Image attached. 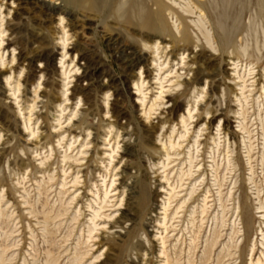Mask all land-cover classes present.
Masks as SVG:
<instances>
[{
  "label": "rangeland",
  "instance_id": "rangeland-1",
  "mask_svg": "<svg viewBox=\"0 0 264 264\" xmlns=\"http://www.w3.org/2000/svg\"><path fill=\"white\" fill-rule=\"evenodd\" d=\"M0 32V264H264V0H0Z\"/></svg>",
  "mask_w": 264,
  "mask_h": 264
},
{
  "label": "bare ground",
  "instance_id": "bare-ground-1",
  "mask_svg": "<svg viewBox=\"0 0 264 264\" xmlns=\"http://www.w3.org/2000/svg\"><path fill=\"white\" fill-rule=\"evenodd\" d=\"M156 5V7H157V10L155 11V12H153L151 9H148L141 17H140V24H141V26L143 27V29H145V30H147L148 32H151V33H155V32H157L158 30H160V28H161V25H162V22H163V5L162 4H155ZM162 31V30H161ZM1 33V32H0ZM150 34L148 33V36H149ZM182 36H181V39H180V41H182V42H185V43H187V42H189L190 41V38H189V35H188V33H187V30H186V28H185V30H184V32L181 34ZM168 36V35H167ZM170 36V35H169ZM164 38V37H163ZM43 43V42H42ZM2 45V42H1V44H0V46ZM64 45H65V43H64ZM40 52V51H39ZM38 53V52H37ZM123 53V52H122ZM42 55V54H41ZM121 62L123 63V65L126 67V69H127V71L128 72H130L132 69H134V68H137V67H139V66H141L143 63H144V56H143V54H140V53H136V52H134V51H130V52H125V53H123V55H122V58H121ZM61 64H63V63H61ZM194 64H196V62H195V60L193 61V62H191V63H189L186 67H187V69L189 70V68H191L190 66L191 65H194ZM65 65L63 64V67H64ZM162 66L163 65H159V71L161 72L162 71ZM95 70V69H94ZM191 71V70H190ZM42 72V71H41ZM40 72V73H41ZM97 74V73H96ZM126 74V73H125ZM199 73L198 72H196L195 73V76H197ZM64 76H66L67 74L66 73H64L63 74ZM86 77H89V74H87V73H85V75L83 76V78H86ZM180 78V77H179ZM180 79H182V77L180 78ZM195 80H196V78H195ZM180 84V83H179ZM143 86H144V82L141 84V87H138V93L139 94H141L142 96H143V99L141 100V102H142V104H143V107H145V100H146V98H145V94H144V91H143ZM179 87V86H178ZM163 87L161 86V92H160V96L158 97V98H156L155 99V101H154V103L150 106V108H149V111H148V113H146V111H145V114L148 116V117H150L151 116V113L153 112V111H155V108L156 107H160V105H158L156 102H157V100H161L162 99V95L164 94V92H163ZM186 91V90H185ZM163 100V99H162ZM176 100V99H175ZM177 102V101H176ZM169 103V102H168ZM64 111V110H63ZM62 111V112H63ZM191 111H188V115H189V117H188V119H186L185 117L182 119V124L184 125V129H185V131H186V134L188 133V125H187V123H188V121L189 120H193V117H192V115H191ZM29 122H30V120H29ZM168 123H171V121L170 120H165V121H162L161 119L159 120V124L162 126V125H165V124H168ZM243 123V122H242ZM241 130L242 131H245L246 130V128L244 127V126H242V124H241ZM153 129H156V127H154ZM31 130V129H30ZM66 132H69L70 133V131H66ZM66 132H64V134L66 133ZM175 132L173 131L172 132V135L174 134ZM186 134H181V136H180V140H184L185 139V137H186ZM32 135H35V133H34V131H32ZM79 135V134H78ZM250 135V134H249ZM51 134H46L44 137H42V140H45V139H48V138H51ZM78 137V136H77ZM75 139V138H74ZM8 142L7 143H9V139L7 140ZM6 143V144H7ZM6 144H4V145H6ZM169 144H170V148H171V150H175V149H177V147H178V149H180V147H181V145H180V143H178V144H175V142H172L171 141V137L169 138ZM198 144V142H195V145H197ZM215 145L214 146H216V149H218L219 148V143L217 144L216 143V141H215V143H214ZM83 147H84V145H83ZM72 148H73V143L69 146V149H68V151H72ZM129 148H130V145L129 144H126L125 145V153H129ZM198 151V150H197ZM250 151V150H249ZM264 151V150H263ZM84 153V152H83ZM83 153H81V154H83ZM114 153V150H112V154ZM5 154V148H3L2 149V151H1V153H0V155L1 156H3ZM248 154H250V152L248 153ZM263 157V156H262ZM110 158L111 159H113L112 158V155H110ZM197 158L198 157H195V154H193L191 151L190 152H188V162H189V167H190V169H189V171L185 174V172L184 173H182L183 175H182V177H187V178H192V175H193V172H192V170H193V168H195L194 166H195V164H196V162H198L197 161ZM73 158L72 157H69V156H67V154H65V157H64V161H66V160H68V161H70V160H72ZM167 160L169 161L170 160V154H169V152H167ZM214 161V160H213ZM74 162H78V160H74ZM89 164V162L86 164V165H88ZM73 165H70V168L72 167ZM127 166H128V164H126L125 166H124V171H123V173H125V169L127 168ZM168 167V165L167 166H164V169L165 168H167ZM37 171H38V169H36ZM93 171L94 172H96L97 170H95V169H93ZM63 173H64V176H66V172H65V170L63 169V171H62ZM122 173V174H123ZM217 174V173H216ZM95 175V174H94ZM181 175V174H180ZM180 177V176H179ZM184 177V178H185ZM107 178V177H106ZM105 178V179H106ZM184 178H180V181L182 182V179L184 180ZM167 180V179H166ZM65 181H66V179H64V181H63V183L61 184V187L63 188V189H65L66 187H67V183H65ZM105 181V180H104ZM167 181H169V180H167ZM91 183V182H90ZM74 185H77L78 184V177H76L75 178V181H74V183H73ZM112 185H113V183H112ZM111 185V186H112ZM85 186H87V184H85ZM170 186V185H169ZM0 187H1V185H0ZM104 187H105V191H104V198H101V197H99V195L98 194H94L92 191H91V193L93 194V195H95L97 198H98V200L101 202L100 204H99V209L98 210H96V209H93L92 208V206L91 207H89L90 209H92L93 210V212H94V215H93V217L90 219V223H91V226H89L88 227V238H87V242H86V244H88V243H90L92 240H93V234L95 233V232H97L98 231V227L100 226V225H98L97 224V220L98 219H100L101 218V211L102 210H104V206L103 205H107V204H109V195H110V193H109V191H108V188H107V186H106V184H105V182H104ZM170 188H171V192L169 193V199H168V203H170V201L174 198L175 199V195H176V188L175 187H172V185L170 186ZM182 188V187H181ZM88 189V188H87ZM65 191H66V194H67V191L68 190H66L65 189ZM78 191V190H77ZM12 193H13V191H12V189H9L8 190V197H9V199H11V195H12ZM62 193H64V192H62ZM132 194H134V191L133 190H131V192H130V195H132ZM260 194V193H259ZM72 201L74 202V199H72ZM71 201V202H72ZM207 201V198H204V202H206ZM0 203H1V201H0ZM185 204V202L183 203V205ZM260 208H259V210H261V211H263L264 212V203L262 202V203H260V206H259ZM180 209V208H179ZM128 210H129V212H128ZM165 210V212H166V210H167V207L164 209ZM246 210H248V209H246ZM245 212V211H244ZM203 213H204V211H203ZM250 214V213H249ZM135 216V214L133 213V210L132 209H130L129 207L127 208V213H123L122 215H121V217L118 219V220H116L112 225H111V228L110 229H113V228H121V226H122V224L123 223H125V222H130V221H132V219H133V217ZM61 216H58L57 218H60ZM111 217V216H110ZM110 217H107V218H110ZM252 219V218H251ZM79 220V216L77 217V216H75L74 218H73V221H78ZM47 221V220H46ZM248 221V220H247ZM251 225V224H250ZM249 225V226H250ZM127 234H128V232H127ZM118 238L119 237H117V238H115V236H114V241L115 240H118ZM120 241V240H119ZM99 244H102V242H100ZM116 246L119 248L120 246L118 245V244H116ZM137 246L138 247H140L141 248V246H143L142 245V243H141V241H138V243H137ZM90 248V247H89ZM115 249V247L114 246H111L110 247V251H112V250H114ZM82 260H83V258H80V259H76L75 260V263L76 264H79V263H81L82 262ZM258 263H261L259 260H258ZM263 264V263H262Z\"/></svg>",
  "mask_w": 264,
  "mask_h": 264
}]
</instances>
